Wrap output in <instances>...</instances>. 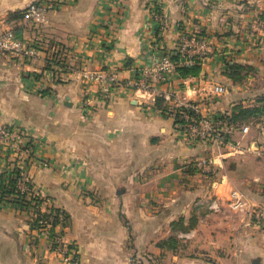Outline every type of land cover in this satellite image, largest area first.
I'll return each instance as SVG.
<instances>
[{
    "label": "crops",
    "instance_id": "1",
    "mask_svg": "<svg viewBox=\"0 0 264 264\" xmlns=\"http://www.w3.org/2000/svg\"><path fill=\"white\" fill-rule=\"evenodd\" d=\"M33 1L0 0V30L13 29L36 47L29 59L0 53V126L34 138L28 175L47 198L45 207L69 215L56 232L77 248L78 264H130L120 247L130 237L122 206H160L166 211L152 218L188 221L184 212L194 202L215 194L229 198L237 190L248 206L264 209V118L248 125V133L246 125L221 126L232 144L194 141L169 109L156 106L159 97L118 87L105 94L81 77L83 70H105L134 79L153 51L180 53L186 37H202L201 74L183 78L176 71L162 89L213 116L230 115L240 103L253 106L264 95V45L228 35L220 15L263 10L264 0H71L50 10L44 25L19 17ZM224 59L257 72L235 84L223 74ZM219 80L227 93L211 102ZM15 154L0 147V171ZM31 216L0 202V264H70L32 229ZM126 218L138 220L136 214ZM197 219L190 232L178 234L185 240L175 253L150 247L154 264H264V223L243 218L233 224L231 217L220 225L213 214Z\"/></svg>",
    "mask_w": 264,
    "mask_h": 264
},
{
    "label": "built area",
    "instance_id": "2",
    "mask_svg": "<svg viewBox=\"0 0 264 264\" xmlns=\"http://www.w3.org/2000/svg\"><path fill=\"white\" fill-rule=\"evenodd\" d=\"M70 1L34 0L25 9L23 19L28 23L44 25L47 23V15L50 10L68 4ZM154 17L156 20L162 21L161 14L155 13ZM165 28V24H161V29L164 30ZM179 51L183 55L181 65L185 66H193L197 62L202 63L207 53L204 39L195 36L186 37L180 45ZM0 53L29 59L35 57L36 47L20 39L13 29H6L0 30ZM152 54V57L149 59L150 65L146 66L141 72L142 74L134 79L122 80L116 73H110L105 70H83L81 77L85 81L96 85L105 94L110 93V91L118 87L134 91L135 93H141L142 95L149 94L154 99L158 97L162 98L168 105L177 128L190 140H204L218 146L232 144L228 141L227 135L220 130V127L224 125L222 120L216 119L211 114L203 113L196 102L180 99V97L174 96L172 91H164L162 89V85L167 84L176 73L177 66L167 53L162 54L161 51L155 50ZM225 93L226 88L221 84L213 85L210 90L212 98L214 96H222ZM242 131L243 133H248L249 126H243ZM29 142H34V138L28 132L12 130L8 126H0V147H5L7 153H18V155L15 154L8 161L7 169H14L15 166H18L22 170L19 187L23 191L27 189V184L30 182V177L26 171V167L28 166L27 159L33 156L32 149L30 147L27 148ZM200 165L204 168L207 167L211 171V166L208 162H202ZM229 204L232 208L240 211L248 208L246 199L237 190L231 191ZM216 205V201L211 204L212 207ZM258 216L264 217V213L261 211ZM53 220L54 218H51L50 221L43 219L39 221L40 224L44 225L40 231L47 238L49 237V229L52 226ZM52 244L57 245L55 251H58L62 255L65 262L77 264V261H74L76 251H69L61 236L52 241Z\"/></svg>",
    "mask_w": 264,
    "mask_h": 264
},
{
    "label": "rangeland",
    "instance_id": "3",
    "mask_svg": "<svg viewBox=\"0 0 264 264\" xmlns=\"http://www.w3.org/2000/svg\"><path fill=\"white\" fill-rule=\"evenodd\" d=\"M220 18L226 19L227 21L226 23L229 25L228 35H231L232 33L235 36L239 35L240 38L243 37L247 39L249 43L251 42L252 44H256L257 48L260 47L261 45H264V9L258 10L257 8V9L242 11L240 13H232V14L228 13L225 15H220ZM254 48L256 47L254 46ZM226 61H228V59H224L223 61L224 66ZM235 61L241 63L239 59H236ZM242 64H248V63H242ZM251 66L254 68V71L251 73L250 76H253L256 74L257 70L254 65ZM219 82L221 83V85H223V82H221L220 80ZM226 93H227V88H226ZM219 97L220 96H214L213 98H210L211 99L210 101L216 103ZM221 114L228 116V113H221ZM249 118H248L249 120H247V123H245L244 125L255 127V123L261 121L262 118H264V113L253 115L250 116ZM249 121H251L254 124L251 125ZM29 183L33 184L31 178ZM33 189H34L33 192L34 195L32 197L42 198L43 202L38 206L43 212H48L49 208L44 206L45 202L47 201V198L39 193V191L35 188V185ZM229 198H230V194H229ZM229 198L226 195H223L221 197L218 194H215L211 198L201 199L196 203L194 202L192 205L188 207V209L186 208L187 211L184 212L186 216L190 217L188 218L189 219L188 221L184 217H180L174 222H164L162 220L159 221L156 220L155 218H152L151 214L153 216H157V215L159 216L164 211H166L165 208L160 206L157 207L152 206L151 208H149V206H140V207L139 206L131 207L128 205L122 206V208H120L119 213L123 221V224H126V227H128V223H130L129 224L130 237L129 238L126 237L125 239H123L120 245L121 249L123 248V252H124L122 253V256L124 258L126 257V259L124 260L128 261L130 264H154L153 262L155 261V258L152 259L150 258L151 255L150 247L152 246L151 248L157 247L158 249H161L162 248L161 244L163 243L165 244V246H168L167 241L169 240L170 237H174L176 239V244L173 246V248H167V247L164 248L165 251L175 253L178 247L184 245V240H185L182 239L183 237H178V234L190 232V230L198 224L197 217H202L204 215L213 214L218 219L217 224L220 225H228V221H230L228 219H230L231 217L232 219H235L233 224H236L235 223L236 220L241 221V219L243 218L249 219L252 222L256 221L261 224L264 223V217L258 216L261 211L262 213H264V209L257 208L256 206L253 207L248 206L246 210L240 211L230 206ZM214 201L217 202V205L212 207L211 204ZM148 208L149 210H147ZM34 211L35 208L32 207L30 208V211L27 212L28 214H30V216L32 215L31 217H33V219H35L36 217L34 215ZM130 214H136L138 220L136 222L127 221L126 217L129 216ZM147 216H151V219H147ZM51 218H53V215L50 216L48 221H50ZM60 219L62 220L63 216H61ZM134 229L136 230V237L133 234ZM169 229L171 230L172 233L166 235ZM35 230L39 231V229H35ZM150 231L152 232V235H150ZM59 237L60 235L58 233L54 238H51V236L49 235L48 240L50 241V243H52V241H54ZM56 247L57 245L52 244V249L55 250ZM70 250H72L71 247L69 248V251ZM73 250L76 251L74 261H77L78 264L79 263L78 250L77 248H73Z\"/></svg>",
    "mask_w": 264,
    "mask_h": 264
},
{
    "label": "trees",
    "instance_id": "4",
    "mask_svg": "<svg viewBox=\"0 0 264 264\" xmlns=\"http://www.w3.org/2000/svg\"><path fill=\"white\" fill-rule=\"evenodd\" d=\"M24 13V12H23ZM23 15L20 14L19 17ZM167 54L171 57L172 61L177 66L176 71L183 78H187L190 76H199L202 71L201 63L197 62L193 66H185L181 65L182 56L179 52H167ZM254 71V68L249 64L238 63L237 61L230 59L225 62V70L224 75L229 78L235 84L243 83ZM257 103L253 106L244 107L242 103L236 105L232 111V113L228 116L225 115H216L215 118L222 120L224 125H244L249 120L250 116L258 115L264 113V95L258 96ZM156 106L163 108V110H168V105L162 98H158L156 100ZM249 118V119H248ZM251 123V121H249ZM228 139V136H227ZM32 149V155L35 154V144L33 142H29L27 144V148ZM33 156L27 159V163L30 164ZM22 170L15 166L14 169H4L0 173V202L12 203L17 205L22 211L29 212L30 208H35L34 215L35 219L32 221V229H39L43 227L42 224L39 223L40 220H48L50 216L53 215L52 226L49 229V235L51 238H54L57 234L56 226L60 222V217L63 216V219L68 221L69 215L59 209L52 207L48 209V212H43L38 205L43 202L42 198L32 197L34 194V185L32 183L27 184V189L23 191L19 187V183L21 180ZM29 198V199H28ZM38 206V207H36ZM168 242V246L165 244H161V247L173 248L176 244V239L174 237H170Z\"/></svg>",
    "mask_w": 264,
    "mask_h": 264
}]
</instances>
